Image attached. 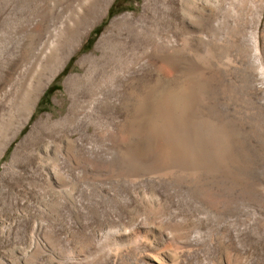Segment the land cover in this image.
Returning a JSON list of instances; mask_svg holds the SVG:
<instances>
[{"label": "rangeland", "instance_id": "rangeland-1", "mask_svg": "<svg viewBox=\"0 0 264 264\" xmlns=\"http://www.w3.org/2000/svg\"><path fill=\"white\" fill-rule=\"evenodd\" d=\"M91 1L77 26H92L38 92L0 89V264H264V0H109L98 19ZM22 5L0 0V82ZM119 14L163 28L166 59L112 87L122 108L87 109L65 80Z\"/></svg>", "mask_w": 264, "mask_h": 264}, {"label": "bare ground", "instance_id": "bare-ground-1", "mask_svg": "<svg viewBox=\"0 0 264 264\" xmlns=\"http://www.w3.org/2000/svg\"><path fill=\"white\" fill-rule=\"evenodd\" d=\"M84 1L85 0H23L22 7L23 6L27 7V12H21L20 18L21 16H22V20L28 18L29 22L20 25V27L18 28L19 31L17 33L15 32V35L13 38L11 37V40L15 39L16 45L14 46L15 48L14 51H10L9 53H7L8 56H7V59L5 60V64H6L5 70L3 71L1 75V82H0L1 90L7 86H9V88L11 86L13 89V92L17 94V93H20L22 89H24L25 84L28 81H33V80H35L37 83L35 86V92H38L40 90V87H42V84H41L42 79L46 78L48 80V78H50L49 76H51L53 73H55L58 70V68L61 66L62 62L64 61V59L68 57V55H70L78 47L79 40L83 36L84 30L86 28L91 27L93 24V23H90L84 27L83 26L85 24L84 23L82 26L80 25L79 28L77 26L78 19L79 18L83 19L82 16L80 17L77 16L78 7H82ZM109 2H110L109 0H92L86 9L85 15L95 13L97 14V18L95 19H98L99 17L102 16L103 13L106 12ZM144 5L147 6V3L145 4L144 2ZM143 8H146V7H143ZM175 9L176 8L171 3L164 7L163 9L164 11L163 19L165 18V20L163 21L164 25H166L167 23L169 24L168 21L171 20L170 18L175 13ZM156 10H159V9L157 8ZM30 15L33 16L32 19L31 18L29 19ZM34 18L36 19V22ZM131 18L129 17V14H119V15L113 16L108 22V24L104 27L99 37L97 38L93 50L90 51V53L88 52L79 57L77 65H79L80 68L82 67L81 70L83 69V73L81 74L75 73V74L68 75V77L65 80L64 87L66 88V91H67L66 93L77 94L79 92H82L84 94V98H86L85 106L87 107V109L88 108L90 109L93 103L94 104L99 103L101 104V106L106 107V108L108 106L110 107V109L122 108L121 103L124 100L121 103H119L120 101L117 103L116 101L108 100V97H109L108 93H110L111 90L113 91L112 87L114 88V85L116 83H120L122 86H125L126 88L130 86L132 83H134L137 78L136 77L132 78L133 77L132 72L133 73L135 72L136 65L140 62V60L143 59V57L145 58L150 57L151 59V57L155 56V58H157L159 61H164L163 59L167 55L166 47L169 46V45L167 46V43L169 41L168 39L169 35L167 33H163L162 31L163 28L162 30L160 29L161 31L158 33L157 30H152L148 28L147 26L142 25L141 23L135 26V24H133V22L131 21ZM136 23H138V21ZM17 26L19 25H16V29H17ZM62 31L64 35V40L62 43H60L59 36ZM124 33H128L126 38L122 36ZM3 38H4L3 33L2 31H0V41ZM155 48L159 49L157 53L154 52ZM137 49L140 51V53L139 51L137 53L135 52ZM127 50L133 51L132 56L130 55L131 65H129L130 63L128 64L125 62L127 61L125 59ZM153 60L155 61V59ZM140 63L143 64L145 62L143 63L140 62ZM162 66L163 64L161 65V67ZM151 73L152 72H150V74ZM143 74L145 75L146 73H143ZM98 75L103 76L102 83H97L96 78ZM98 80L100 81V79ZM36 94L37 93H35V95ZM70 97L74 98V96H70ZM71 100H69V102ZM80 107H83V106H80ZM71 112L69 114H71ZM105 112L108 113L107 111ZM78 115L79 113L77 114V116ZM78 118L79 117H77V119ZM48 120H49L48 116H45L44 118L40 117L31 125L26 136L22 139V141L20 140L21 142L16 146V148L14 147L15 149L12 153L10 161H13L15 159L17 151L20 150V149L18 150V146L20 144L23 145L26 140H31V139L34 140L35 138L33 137L35 136L37 137V134H39L40 132L39 130L42 127H47L45 126V124ZM60 122L62 124L61 120ZM60 122H59V125H60ZM63 124H66V123L63 122ZM40 138H37V139L40 140ZM35 144H39V143H35ZM168 149L169 148H167V150ZM251 150L254 153L253 149ZM5 168H7V166ZM256 191H258V193L260 192L259 189H256Z\"/></svg>", "mask_w": 264, "mask_h": 264}]
</instances>
